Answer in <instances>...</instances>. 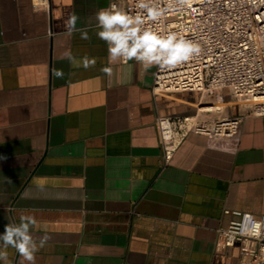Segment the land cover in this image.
I'll return each mask as SVG.
<instances>
[{"label": "crops", "instance_id": "obj_1", "mask_svg": "<svg viewBox=\"0 0 264 264\" xmlns=\"http://www.w3.org/2000/svg\"><path fill=\"white\" fill-rule=\"evenodd\" d=\"M110 1L48 0L44 11L0 0V233L34 216V234L50 236L35 264H238V244L215 240L233 217L224 210L264 213V116L246 114L237 139L189 133L162 166L156 117L195 115L214 97L153 94L155 67L109 65L92 25ZM73 12L89 40L68 35ZM64 51L96 65L60 61ZM221 95L224 115L246 111ZM8 260L28 264L12 248Z\"/></svg>", "mask_w": 264, "mask_h": 264}, {"label": "built area", "instance_id": "obj_2", "mask_svg": "<svg viewBox=\"0 0 264 264\" xmlns=\"http://www.w3.org/2000/svg\"><path fill=\"white\" fill-rule=\"evenodd\" d=\"M136 0H112L135 14ZM165 15L148 21L159 32L174 31L197 42L202 52L173 70L154 68L151 91L170 94L197 91L214 101L201 104L195 115L157 116L162 166H166L189 133L217 141L237 139L246 114L264 116V0H158ZM34 9L47 11L48 0H31ZM107 5V6H108ZM171 5V6H170ZM106 6V7H107ZM127 63V62H120ZM244 106L242 114L224 115L221 91ZM233 217L217 229L215 248L238 244V264H264V213L229 211Z\"/></svg>", "mask_w": 264, "mask_h": 264}, {"label": "clouds", "instance_id": "obj_3", "mask_svg": "<svg viewBox=\"0 0 264 264\" xmlns=\"http://www.w3.org/2000/svg\"><path fill=\"white\" fill-rule=\"evenodd\" d=\"M178 5H186L189 0H176ZM171 6V5H170ZM135 14L125 8L110 3L107 7L98 9L94 15L95 36L107 47L109 65L119 62L135 61L141 64L145 71L156 68L157 71L173 70L191 61L202 52L200 45L177 32L162 33L151 26L148 21L157 22L165 15L158 0H136ZM80 16L73 12L66 22L68 35L80 34L82 40H89L87 30L77 28ZM60 61H67L74 67L85 70L95 67L96 58L85 55L77 62V57L69 51L59 56ZM106 76L112 75V67L100 69ZM51 74L56 79H64L62 68L53 67ZM40 228V223L34 216H21L18 223H6L0 233V262L9 264L8 249H15L28 264H35L36 253L50 240L45 231L37 237L34 233Z\"/></svg>", "mask_w": 264, "mask_h": 264}]
</instances>
